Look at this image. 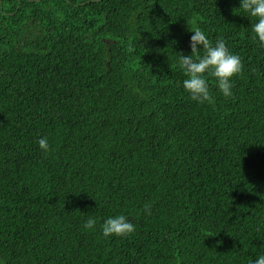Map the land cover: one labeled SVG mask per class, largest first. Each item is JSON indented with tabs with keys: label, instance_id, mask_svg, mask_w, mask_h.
I'll return each mask as SVG.
<instances>
[{
	"label": "trees",
	"instance_id": "trees-1",
	"mask_svg": "<svg viewBox=\"0 0 264 264\" xmlns=\"http://www.w3.org/2000/svg\"><path fill=\"white\" fill-rule=\"evenodd\" d=\"M239 7L0 0V264L264 255V47ZM188 27L241 57L230 98L211 77L214 103L185 91ZM119 215L135 232L105 238L101 225Z\"/></svg>",
	"mask_w": 264,
	"mask_h": 264
},
{
	"label": "clouds",
	"instance_id": "clouds-1",
	"mask_svg": "<svg viewBox=\"0 0 264 264\" xmlns=\"http://www.w3.org/2000/svg\"><path fill=\"white\" fill-rule=\"evenodd\" d=\"M238 9L255 20L251 23L254 34L252 39L256 41L258 38L260 47H264V0H240ZM188 30L191 33L190 54L177 53L179 67L187 77L183 81L185 91L199 104L214 103L208 83V77H211L215 79L220 94L230 98L234 87L232 81L243 72L241 57L229 51L223 38L217 39L214 45L199 27H188ZM38 144L46 154L50 151L47 137L40 138ZM143 210L150 215L151 205L145 204ZM96 223V219L90 216L84 223L85 230H95ZM135 230V226L125 215L110 217L101 225L105 238L113 236L125 238L131 236ZM254 264H264V255H260Z\"/></svg>",
	"mask_w": 264,
	"mask_h": 264
}]
</instances>
